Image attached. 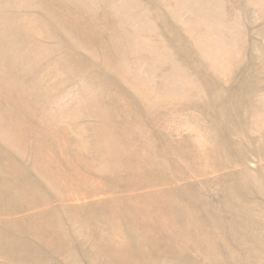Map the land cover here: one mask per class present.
Masks as SVG:
<instances>
[{
  "label": "rangeland",
  "instance_id": "obj_1",
  "mask_svg": "<svg viewBox=\"0 0 264 264\" xmlns=\"http://www.w3.org/2000/svg\"><path fill=\"white\" fill-rule=\"evenodd\" d=\"M0 264H264V0H0Z\"/></svg>",
  "mask_w": 264,
  "mask_h": 264
}]
</instances>
